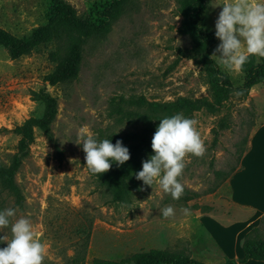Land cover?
I'll use <instances>...</instances> for the list:
<instances>
[{
    "label": "rangeland",
    "instance_id": "rangeland-1",
    "mask_svg": "<svg viewBox=\"0 0 264 264\" xmlns=\"http://www.w3.org/2000/svg\"><path fill=\"white\" fill-rule=\"evenodd\" d=\"M67 1L79 14L98 21L112 0ZM220 10L208 0L201 20L205 29L215 32ZM51 12V0H0V27L29 37L49 21ZM182 20L175 0H132L106 37L85 43L79 77L54 86L45 81L55 67L50 54L63 52L65 41L41 44L15 59L0 45V209L14 208L13 221L31 219L48 248L44 264L119 260L151 248L186 249L195 260L214 262L222 254L201 225L204 216L226 226L249 214L232 203L229 178L264 123V82L246 98L215 96L202 66L187 55L193 42L181 31ZM220 66L234 86L243 83L240 70ZM42 88L58 98V115L51 138L35 127L29 141L16 128L43 114L44 104L33 97ZM179 97L199 101L184 116L197 121L205 145L202 156L185 157L178 178L183 194L174 200L157 183L138 180L128 201L115 199L103 173L93 174L85 165L82 145L76 143L79 129L87 126L98 138L129 146L135 142L129 133L145 135L148 130L145 115L152 104L166 106ZM148 158H140L139 170ZM2 169L14 172L13 189L2 183ZM167 206L174 214L164 217L161 210ZM0 235L10 238V229Z\"/></svg>",
    "mask_w": 264,
    "mask_h": 264
},
{
    "label": "trees",
    "instance_id": "trees-1",
    "mask_svg": "<svg viewBox=\"0 0 264 264\" xmlns=\"http://www.w3.org/2000/svg\"><path fill=\"white\" fill-rule=\"evenodd\" d=\"M132 0H112L100 12V19L93 20L86 14H79L77 9L67 0H51L52 12L49 21L39 26L29 37H19L7 29L0 27V45L6 47L12 58H19L30 53L35 47L49 42L65 41L63 52L57 50L50 54L55 62L54 69L47 74L45 81L51 85L71 82L76 80L81 72L84 61V45L93 37H106L112 30L114 23L122 15L125 7ZM179 13L183 16L181 31L188 35L193 42L191 54L188 57L195 59L202 66L213 94L217 97L223 94L235 93L241 98L249 96L251 89L264 82V58L250 57L240 71L244 74V81L239 86H234L229 75L224 72L220 64L213 57L212 48L218 42L214 31L205 29L201 23L203 14L207 9L208 0H175ZM182 53L184 50H180ZM34 99L44 104L43 114L36 118L27 119L16 131L32 141L34 128H40L44 134L52 137V124L58 115L59 102L47 88L34 92ZM198 100L179 97L169 102L166 106L152 104L150 112L145 115L148 130L145 135L131 132L128 136L135 140L128 147L130 158L123 165L116 166L110 172L103 173L104 182L112 187L114 198L128 201L131 196V186L138 180L135 173L139 171L140 158L152 154L151 141L159 119L176 113L187 115L192 112ZM160 113L158 116L155 113ZM154 113L153 118L150 114ZM153 119L156 120L153 124ZM58 152H60L57 147ZM235 169L232 171V173ZM1 181L6 188L13 189L12 170H1ZM242 248L245 256L242 259L228 258L221 264H240L249 259L264 261V219L260 226L251 229L244 237ZM72 264H208L193 259L186 249L170 250L151 248L132 253L122 259L112 260L95 258L86 263L84 259L74 260Z\"/></svg>",
    "mask_w": 264,
    "mask_h": 264
},
{
    "label": "clouds",
    "instance_id": "clouds-1",
    "mask_svg": "<svg viewBox=\"0 0 264 264\" xmlns=\"http://www.w3.org/2000/svg\"><path fill=\"white\" fill-rule=\"evenodd\" d=\"M221 10L215 20V37L220 41L213 54L218 62L230 71H239L250 57L264 58V0H210ZM151 141L152 154L142 161V168L135 173L137 180L152 186L157 183L165 193L179 199L184 186L179 177L185 168L187 154L202 156L205 145L197 128V121L182 113L165 116ZM79 142L85 153V165L93 174H102L113 163L123 165L130 158V151L121 140L98 138L89 127L79 129ZM185 214L189 209H183ZM14 208L0 209V233L10 229V238L0 235V264H44L48 248L38 238L31 219L20 216L14 221ZM164 217L174 214L171 206L161 210Z\"/></svg>",
    "mask_w": 264,
    "mask_h": 264
},
{
    "label": "crops",
    "instance_id": "crops-1",
    "mask_svg": "<svg viewBox=\"0 0 264 264\" xmlns=\"http://www.w3.org/2000/svg\"><path fill=\"white\" fill-rule=\"evenodd\" d=\"M229 187L232 203L238 208L248 210L249 214L226 226L204 216L201 225L208 234L213 235L222 254L220 260H206L208 264H221L228 258H244L242 242L245 235L254 227L260 226L264 219V123L255 131L240 167L230 176ZM240 264H264V261L249 259Z\"/></svg>",
    "mask_w": 264,
    "mask_h": 264
}]
</instances>
